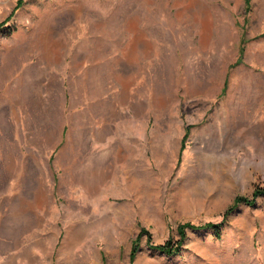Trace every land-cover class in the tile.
Masks as SVG:
<instances>
[{
    "label": "rangeland",
    "instance_id": "374dc122",
    "mask_svg": "<svg viewBox=\"0 0 264 264\" xmlns=\"http://www.w3.org/2000/svg\"><path fill=\"white\" fill-rule=\"evenodd\" d=\"M17 1L0 264H264V0Z\"/></svg>",
    "mask_w": 264,
    "mask_h": 264
},
{
    "label": "trees",
    "instance_id": "16d2710c",
    "mask_svg": "<svg viewBox=\"0 0 264 264\" xmlns=\"http://www.w3.org/2000/svg\"><path fill=\"white\" fill-rule=\"evenodd\" d=\"M22 2H23V0H18L16 2L14 9L16 10L17 8H19L22 5ZM248 3H249V0H245V4L247 5ZM0 29H1V27H0ZM224 88H225V86H224ZM260 196H264V190L259 188V187L253 189L250 199H247L243 196H237V197H235L233 204L222 215V222H220V224H206L202 227H196L190 223L178 225L176 232L180 238L179 241L175 242L174 244H170V242H166L163 245L154 246L152 249L163 254V255H166L167 257L175 256L178 253L179 247H180L183 239L186 236V230L197 231V230L207 229V230H211L213 232V235L216 238H219L220 237L219 231H220L221 225L224 223L227 216L230 213H232L234 211V209H236L241 203H244L245 205H248V206L254 205L255 200ZM135 252H136L135 249H133L131 252V256H134Z\"/></svg>",
    "mask_w": 264,
    "mask_h": 264
}]
</instances>
